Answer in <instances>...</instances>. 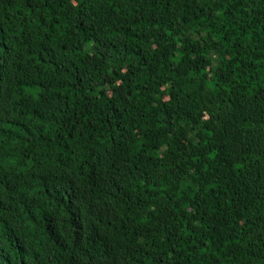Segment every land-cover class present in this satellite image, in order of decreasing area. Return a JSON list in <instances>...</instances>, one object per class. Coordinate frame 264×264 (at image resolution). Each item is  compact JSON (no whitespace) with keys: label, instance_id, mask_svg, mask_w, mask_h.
<instances>
[{"label":"trees","instance_id":"1","mask_svg":"<svg viewBox=\"0 0 264 264\" xmlns=\"http://www.w3.org/2000/svg\"><path fill=\"white\" fill-rule=\"evenodd\" d=\"M0 264H264V0H0Z\"/></svg>","mask_w":264,"mask_h":264}]
</instances>
